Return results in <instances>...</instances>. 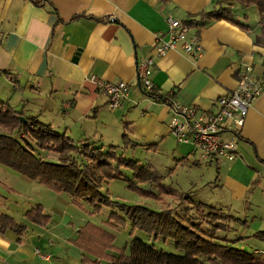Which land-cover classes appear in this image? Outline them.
Here are the masks:
<instances>
[{"label": "crops", "instance_id": "1", "mask_svg": "<svg viewBox=\"0 0 264 264\" xmlns=\"http://www.w3.org/2000/svg\"><path fill=\"white\" fill-rule=\"evenodd\" d=\"M218 2L0 0V100L23 117H35L65 133L75 143L88 141L104 149L115 146L119 153L139 161L135 156L139 150L166 152L174 173L185 170L191 176L190 187L177 184L170 188L191 193L196 201L239 218L244 224L237 223L241 230L235 234L251 236L264 229V91L239 130L235 160L204 166L192 145L179 143L170 134L173 110L152 99L136 73L140 60L154 56L155 35L166 33L168 17L184 24L200 22V14L218 8ZM232 13L236 23L211 20L204 25L186 24L189 35L200 41L202 52L187 55L178 48L155 57L152 91L175 94L174 101L180 105L209 114L216 111L220 97L236 88L245 64L254 66L256 76L264 74V48L254 43L264 12L235 3ZM92 77L127 83L129 96L120 107L110 110L108 98L99 93ZM74 135L80 138L75 140ZM123 135L136 146H124ZM6 172L32 183L0 165V173ZM198 172H202L199 178ZM37 204L50 216L46 227L30 224L24 217ZM82 207L75 206L66 193H6L0 186V212L27 225L22 238L10 230L0 233V264H82V251L70 241L87 222L101 225L110 215L99 222L95 219L99 214H91L88 204ZM251 240L237 245L245 249L244 244ZM113 245L117 247L116 239ZM86 257L90 260L86 264H107L105 260L95 262L92 255Z\"/></svg>", "mask_w": 264, "mask_h": 264}, {"label": "trees", "instance_id": "2", "mask_svg": "<svg viewBox=\"0 0 264 264\" xmlns=\"http://www.w3.org/2000/svg\"><path fill=\"white\" fill-rule=\"evenodd\" d=\"M235 3L245 7L255 6L261 14L264 12V0H219L218 8L200 14V22L192 20L185 24L204 25V21L211 20L236 23L232 13ZM239 26L248 28L243 24ZM254 43L264 48V17L261 18L260 33ZM148 95L157 102L173 106L175 94L160 95L151 91ZM21 117V112L0 100L1 166L38 182L49 191L68 194L72 203L81 209L84 203L88 204L93 215L100 213L103 208H113L101 225L87 222L79 229L77 237L70 241L82 251V264L90 262L86 254L94 256L95 262L105 260L107 264H264V255L258 258L237 245L249 238L264 242V231H257L247 237H227L230 223L243 225L244 221L196 201L191 193H178L163 185L160 183V174L148 165L140 164L139 160L125 157L115 146L104 149L88 141L75 143L65 133L53 130L35 117H23L25 122ZM123 138L124 146H136L126 135ZM45 152L55 155V159L48 158ZM123 170L131 171L132 175L126 176ZM114 179L126 181L130 189L157 201L164 202L167 196L177 204L185 203V211L181 215L178 206L172 202L155 210L145 205L113 201L102 193V184ZM137 183L151 184L154 190H142ZM195 208L204 211L203 221L209 225L207 228L203 227L201 221L189 217V210ZM24 217L28 223L38 227H46L50 221V216L44 213L40 204L27 210ZM128 222L132 229L154 235L155 240L159 237H163L164 241L173 240L176 251L166 252L155 242L147 243L136 237L131 239L126 254L124 248L113 245L116 239L113 230ZM6 230L22 238L27 225L0 212V233ZM222 231L224 235L218 234ZM108 250L115 251L117 255L108 253Z\"/></svg>", "mask_w": 264, "mask_h": 264}, {"label": "built area", "instance_id": "3", "mask_svg": "<svg viewBox=\"0 0 264 264\" xmlns=\"http://www.w3.org/2000/svg\"><path fill=\"white\" fill-rule=\"evenodd\" d=\"M168 29L165 34L155 35L154 56L140 60L136 66L138 81L142 89L149 93L154 89L151 79L155 57H161L169 50L181 48L187 55L198 56L202 52L200 41L189 35V27L183 22L167 18ZM99 93L108 98L110 110L121 106L129 96L127 83H107L92 77ZM264 91V74L254 73L252 64H245L235 89L220 97L216 111L205 114L194 106H183L174 101L171 109L174 116L169 122V132L179 143L192 145L204 166L217 161H233L237 157L239 130L244 126L248 111L253 102ZM46 260L49 256H44Z\"/></svg>", "mask_w": 264, "mask_h": 264}, {"label": "rangeland", "instance_id": "4", "mask_svg": "<svg viewBox=\"0 0 264 264\" xmlns=\"http://www.w3.org/2000/svg\"><path fill=\"white\" fill-rule=\"evenodd\" d=\"M79 138H80L79 135H74L75 140H78ZM45 154L48 155V158L50 159H55L56 157L52 153L48 154L45 152ZM125 156H128L127 158H131L129 157L130 155H125ZM135 156L136 158H140V162H141L140 164L148 165L151 169L155 170L157 174H160L162 176L160 183H162L163 185L167 187H172V188H174V185L177 186V184L178 186H183L184 188H188L191 186V184H189L190 181L188 180L190 179L191 176L189 177L188 172H186L185 170H182V171L178 170L174 173L172 171L173 165H171V162H169V158H168V155H166V152L147 153L144 150H139L136 152ZM123 172L126 176L132 175L131 171L123 170ZM201 174L202 172L196 173V177L199 178ZM0 181L5 184V185H0V186L6 193H47L48 192V189L40 185L38 182L31 181L32 183H27V182H24L21 178H16L15 176H11V174H9L8 172L0 173ZM183 183H186V185H184ZM137 186L142 190H146V189L154 190L153 186L147 183H137ZM102 193L105 195H108L113 201H116L120 204L145 205L155 210L160 209L164 204H170L172 202V198L167 197L165 195H163L165 196L164 202L157 201L148 196H144L145 194L139 193L133 189H130L128 187V183L120 179H114L111 181L109 180L108 182L103 183ZM178 193H185V192L178 191ZM172 204L178 206L177 209L181 215L185 211L184 205H187L185 203L177 204L174 201L172 202ZM111 211H113V208H105L101 214L98 213L99 215L95 216V219L100 222L104 220L107 217L108 213ZM189 211L190 212L188 214L191 219H194L197 222L201 221V223L203 224V227L205 228L209 226L203 221L204 211L198 208H195L194 210H189ZM103 222H101V224ZM125 226H122L125 229L121 228L120 230L119 229L113 230V233H115L116 235V246L121 247V248L124 247L125 252L129 247V244L127 245V241H129L132 238H136V237L142 239L143 241L147 243L157 242L160 245L163 244L162 247H159V248H162L166 252L176 251L173 246L169 245L170 242L174 244L173 240L171 239H168L166 243H162V240L164 239L163 237H159V239L155 240L154 235H149L139 229H132L129 222ZM253 228H254V225L251 226L249 230H253ZM239 230H241V228L239 227L237 223H230V228L226 232V236L231 237V238L236 237L237 235L235 233L237 232L239 233ZM261 231H264V229H261ZM131 232H132V235L130 234ZM218 234L224 235L225 232L222 231V232H219ZM251 239H252L251 243L244 244L246 246L245 249L247 248V250L253 253L256 257L262 258L264 255L263 254L264 249L261 247H264L262 246L264 245V242L254 239V238H251ZM157 243L155 244L158 245ZM126 245L127 247H125ZM259 245L261 247H258Z\"/></svg>", "mask_w": 264, "mask_h": 264}, {"label": "water", "instance_id": "5", "mask_svg": "<svg viewBox=\"0 0 264 264\" xmlns=\"http://www.w3.org/2000/svg\"><path fill=\"white\" fill-rule=\"evenodd\" d=\"M21 120L24 121V122L26 121L25 118H23V117H21Z\"/></svg>", "mask_w": 264, "mask_h": 264}]
</instances>
